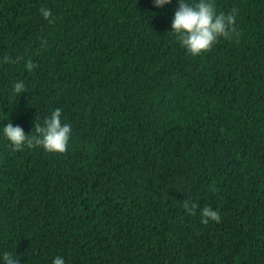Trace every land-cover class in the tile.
Masks as SVG:
<instances>
[{
    "label": "trees",
    "instance_id": "1",
    "mask_svg": "<svg viewBox=\"0 0 264 264\" xmlns=\"http://www.w3.org/2000/svg\"><path fill=\"white\" fill-rule=\"evenodd\" d=\"M213 2L238 9V42L192 56L179 0H0V257L264 264V0ZM57 108L67 151H14L4 126Z\"/></svg>",
    "mask_w": 264,
    "mask_h": 264
},
{
    "label": "clouds",
    "instance_id": "2",
    "mask_svg": "<svg viewBox=\"0 0 264 264\" xmlns=\"http://www.w3.org/2000/svg\"><path fill=\"white\" fill-rule=\"evenodd\" d=\"M171 3V0H154L156 7H163ZM42 16L53 22L50 9H40ZM238 9H233L225 14L217 13L213 0H179V6L175 11L174 19L171 24L172 32L176 34V39L182 47L192 56L201 55L210 51L212 46L219 38L232 40L235 38L238 42L239 32L236 28V15ZM22 59L17 57V62ZM4 62H12L10 57L5 56ZM25 68L32 71L37 65L31 60L25 63ZM16 94L25 92L23 82H17L13 86ZM62 109H55L52 114L44 119L43 125L35 122L34 131L31 135H26L23 128L13 126L8 123L3 128L5 137L14 146V151H23L25 147L32 149L42 147L48 152L64 153L67 151L68 141L70 139L71 126L62 124ZM183 208L190 215H196L199 205L190 199L182 202ZM201 222L208 224L209 220L219 222L221 217L218 211L213 210L211 206L200 209ZM5 264H19L9 252H4L2 257ZM52 264H65L62 257L57 256L53 259Z\"/></svg>",
    "mask_w": 264,
    "mask_h": 264
}]
</instances>
